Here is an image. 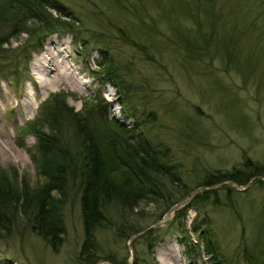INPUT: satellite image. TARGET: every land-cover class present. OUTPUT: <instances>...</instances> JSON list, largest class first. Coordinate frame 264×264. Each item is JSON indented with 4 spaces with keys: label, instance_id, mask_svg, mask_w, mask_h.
Here are the masks:
<instances>
[{
    "label": "rangeland",
    "instance_id": "obj_1",
    "mask_svg": "<svg viewBox=\"0 0 264 264\" xmlns=\"http://www.w3.org/2000/svg\"><path fill=\"white\" fill-rule=\"evenodd\" d=\"M59 1L70 13L68 20L66 16L60 18L76 23L75 42L66 29L70 26L63 25L31 48L27 43L40 26L30 21L28 32L12 33L1 44L6 49L4 54L10 55L23 73L17 86L0 74V167L10 173L16 171L31 186L44 181L30 155L35 144L32 130L39 126L46 130V118L41 116L51 94L59 93L58 100L77 112L106 101L104 111L109 117L125 119L127 125H134L150 139L162 140L170 148V162L178 168L180 178L175 184L162 182L163 192L143 198L131 210L109 202L107 217L96 229L95 242L87 253H81L84 232L79 200L76 189L70 188V198L63 207L61 243L51 247L20 221L14 233L0 232L2 264H114L125 257L130 262L134 249L147 254L141 237L146 230L151 231V240L162 238L148 257L153 256L158 264H187L175 236L164 232L170 223L177 222L173 221L177 213H183L182 220L189 226L196 216L193 205L208 212L214 237L230 264H246L241 255L245 245H255L259 233L260 243L264 241V0L212 1L213 19L202 23L212 49L221 54L212 62L189 59L173 40L178 31L197 26L192 15L198 0ZM47 10L55 16L56 12ZM207 29L212 30V36ZM52 37L68 54L63 60L75 67L81 78L79 87L63 80L45 88L37 83L32 65ZM99 42L106 46L129 92L121 85L102 82ZM225 52L236 67L228 65L222 55ZM3 62L4 58L0 65ZM127 111L135 115L125 117ZM150 111L155 113L150 117L153 120L147 118ZM60 130L67 139L72 137L69 124L63 123ZM245 158L259 165L246 183L219 179L197 186L205 178L213 179L210 172L240 166ZM173 185L181 186V190ZM221 187L229 188L235 196L233 209L210 203L202 193ZM184 189L190 192L181 198ZM167 190L172 191L170 197L163 199ZM130 222L145 229L126 238L127 230L120 231ZM191 238L195 240L193 234Z\"/></svg>",
    "mask_w": 264,
    "mask_h": 264
},
{
    "label": "trees",
    "instance_id": "obj_2",
    "mask_svg": "<svg viewBox=\"0 0 264 264\" xmlns=\"http://www.w3.org/2000/svg\"><path fill=\"white\" fill-rule=\"evenodd\" d=\"M57 1L60 2L59 0H0V60L4 58L6 61L0 65V74H4L6 79L13 82L12 84L17 86L16 83L21 80L23 70L10 55L4 54L6 49L2 48L1 44L7 42L12 33L28 32V22L34 21L40 26L34 39L27 43L31 48L40 45L42 36L54 30L58 32L59 26L61 28L63 25L65 28L70 26L66 29L71 31L73 42L76 41L77 36L74 32L76 23L60 18L66 16L68 20L70 13L62 8L61 2ZM198 1L196 13L191 12L198 21L197 26L181 33V30L178 31L173 40L184 50L189 59L212 62L217 54H221L212 49L210 37L203 32L205 29L203 24L213 19L214 12L211 9L213 0ZM203 4L208 5L206 6L208 10ZM47 9L56 12L55 16ZM207 30L208 35L212 36V30ZM102 44L99 42L97 47L101 55L98 73L102 74V82H110L117 87L121 85L123 91L129 92L127 86L122 85L124 80L108 55L106 46ZM222 55L226 56L229 66L236 67L229 53L225 52ZM232 60L234 64H231ZM51 95V101L46 102L45 112L41 116V119L44 116L46 118V130L42 131V126H39V129L34 127L32 133L35 136V144L33 152H30L44 181L31 186L26 178L18 177L16 171L10 173L0 167V232L12 234L19 230V222L22 221L26 230L35 232L51 247L56 248L61 243V235L64 231L63 207L70 198L68 189L74 187L75 195L79 200L84 232L81 253H87L95 242L96 229L107 217L109 202H117L124 209L131 210L143 198L163 192L162 182L175 184V180L180 178V172L171 163L169 146L160 139H150L146 134L140 133L142 131H137L134 125H127L125 119L109 117L104 111L106 101L96 103L95 107L84 106L83 111L77 112L66 107L62 100H58L59 93ZM154 114L150 111L147 118L153 117ZM134 115L133 111L124 113L125 117L132 118ZM146 121L144 119V122ZM63 123L69 124L73 130L72 137L68 139L60 130ZM258 168L256 162L245 158L240 166L210 172L213 179L205 178L197 186L209 185L219 179L244 184L258 171ZM173 188L181 190L179 185H173ZM171 192L167 190V195L163 199L170 197ZM189 192L190 189H184L181 198L187 196ZM202 193L210 199V203H222L233 209L235 196L229 192V188L205 189ZM192 208L196 216L189 226L182 220L183 213H177L173 216V221L177 220V222L170 223L164 233L175 236L176 242L182 246L183 254L187 257V264H230L214 237L208 212L196 205ZM178 215L181 216L180 219H177ZM123 225L125 229L121 228L120 232L124 233L127 230L124 236L126 238L145 229L137 223L130 222ZM257 228L258 231L261 230V227ZM262 230L264 231V227ZM150 234L151 231L146 230L141 236L147 249L145 256L134 249L130 262L125 257L115 260L114 264H158L153 256H148L153 245L162 238L153 237L151 240ZM191 234L195 236V240L191 238ZM259 239L260 233L258 238L255 236V245L250 248L245 245L243 248L241 255L244 263L264 264L261 258L264 257V241L260 243ZM243 242L246 244V240L243 239ZM203 255L206 256L205 259Z\"/></svg>",
    "mask_w": 264,
    "mask_h": 264
},
{
    "label": "bare ground",
    "instance_id": "obj_3",
    "mask_svg": "<svg viewBox=\"0 0 264 264\" xmlns=\"http://www.w3.org/2000/svg\"><path fill=\"white\" fill-rule=\"evenodd\" d=\"M59 45L56 38H49L46 41L43 53L32 65L34 72L37 73L36 81L41 88L54 86L62 80L75 87L82 84L75 67L69 66L63 60L68 54H65L63 47H58Z\"/></svg>",
    "mask_w": 264,
    "mask_h": 264
}]
</instances>
